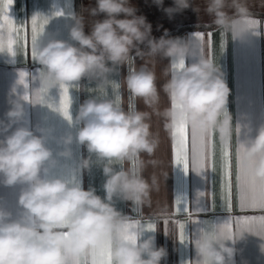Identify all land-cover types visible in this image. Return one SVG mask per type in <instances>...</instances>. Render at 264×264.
I'll return each mask as SVG.
<instances>
[{"label":"clouds","instance_id":"clouds-1","mask_svg":"<svg viewBox=\"0 0 264 264\" xmlns=\"http://www.w3.org/2000/svg\"><path fill=\"white\" fill-rule=\"evenodd\" d=\"M154 2L163 7L164 0ZM189 7L190 0H175V7L164 11L171 18ZM195 10L200 11L198 7ZM85 11L91 17L104 14L105 18L95 20L89 34L85 16H75L70 40L45 31L35 45V60L43 66L41 87L49 91L62 85L80 86L85 79L101 89L98 96L81 104L72 118L78 131L63 139L61 155H71L68 146L73 141L85 146L103 164L105 196L98 195L95 188L85 190L79 182L52 175L57 160L48 146L49 130L38 128L37 135L26 125L24 96L12 101L7 121L0 120V134L4 135L0 140V177L5 186L27 187L18 201L24 209L21 218L13 219V213L0 206V264H101L99 253L105 246L110 249L112 264H161L166 248L156 246L154 235L144 238L149 230L142 222L115 206L116 199L131 201L134 207L148 203L152 191L158 190L157 178L149 180L143 175L146 164L142 154L152 156L159 144L151 131L152 115L164 119L170 134L185 123L197 136L215 134L222 143L230 144L234 132L238 133L228 111L231 89L225 74L214 59L200 54L199 40L168 38L167 33L157 39L152 25L145 16L137 15L131 0H97L96 7ZM204 11L225 36L246 41L250 34L259 35L250 22L248 0H206ZM133 50L141 58L170 60L164 70L168 79L162 86L170 103L162 111L157 75L147 64L130 70L124 78L132 100L127 109L119 96L110 98L104 91L120 66L131 62ZM189 58L196 60L188 64ZM136 100H142L151 111L139 110ZM238 148L244 174L264 181V126ZM131 162L134 167L124 166ZM91 164L90 157L82 166L88 169ZM164 233L169 235L166 230ZM242 238L225 235L221 227L202 229L193 241L198 257L194 264H229L236 249L228 242Z\"/></svg>","mask_w":264,"mask_h":264},{"label":"crops","instance_id":"crops-1","mask_svg":"<svg viewBox=\"0 0 264 264\" xmlns=\"http://www.w3.org/2000/svg\"><path fill=\"white\" fill-rule=\"evenodd\" d=\"M131 4L137 8V15H143L152 25V35L159 39L167 33L168 38L194 39L196 33H204L201 42L200 54L215 60L219 64L228 86L231 89L228 103V111L233 117V125L239 129L234 132L230 144H224L215 134L209 138L208 169L197 173L195 171V157L191 152V129L189 128V160L190 169L184 172L182 166L175 162V138L165 130L164 119L155 114L150 120L151 131L158 136L159 144L152 156L142 154L145 161L143 175L151 179L157 178L158 190H153L150 202L135 206L131 201L115 200L116 208L132 219H139L147 229L148 223L155 224L154 231H147L145 237L155 236L156 246L164 247L167 256L161 264H194L198 259L193 241L200 235L201 229L205 227L204 221H212L219 225L228 221L229 217L239 216H262L264 210L239 208L237 195L238 165L236 149L238 143H248L258 134L261 126H264V0H248V6L252 13V19L259 21L255 29L259 35L250 34L246 41L232 39L225 36L215 25L211 23L212 17L208 16L204 9L206 0H190L191 7L176 12L170 18L164 11L165 8L175 7V0H164L163 7L158 6L154 0H131ZM97 0H14L10 6L9 15L16 21L18 28L27 25L30 30L33 16H49V24L45 26L46 33L54 35L58 39L70 40V28L74 24V17L83 14L85 16V32H91L92 23L95 20H103L104 14L98 17L89 16L86 9L96 7ZM200 11H196V8ZM63 11L64 15L55 16L56 11ZM120 18H123L121 15ZM23 35V33H21ZM198 40V39H197ZM146 50L145 45H140ZM196 58H189L186 63L195 62ZM170 60L159 57L141 58L135 55L128 65L120 66L119 73L112 77L111 82L104 87V91L110 98L119 96L124 107L127 109L132 102L131 94L127 91L123 81L130 70H138L142 65L156 72L157 86L160 90L159 108L162 111L169 106V98L163 92V84L168 79L164 70L168 67ZM43 66L33 60L30 54L24 57L23 49L17 51L13 57L10 53L0 52V120L7 121V113L12 108V101L27 95L29 100L24 101L26 110V125L37 135L38 128L49 130L48 146L53 150L57 166L52 170L53 176L79 182L85 190L95 188L98 195L105 196L103 185L107 179L103 172V164L91 155L85 146L75 141L68 147L71 155L62 156L65 150L63 139L68 135L75 136L78 131L77 125L67 120L61 113L48 107L49 104L58 103L60 89H51L43 102L37 100V92L41 87L39 79ZM27 72L25 85L19 83L20 72ZM101 89L96 82L81 81L80 86H72L71 114L73 120L79 111L80 105L87 99L98 96ZM31 102H38L33 105ZM40 103V104H39ZM136 107L142 111L147 109L142 100L135 101ZM4 135L0 134V140ZM213 145L215 148L213 149ZM227 147L231 159L232 172V209L227 212L224 204V177L222 170L223 147ZM91 157L90 168H83V161ZM213 159L215 160V172L212 170ZM155 161V164L150 163ZM125 167L135 166V162L125 164ZM0 177V206L5 207L13 213V219H19L24 209L19 205V196L26 185L17 184L8 187L2 183ZM205 193L200 197L199 193ZM177 196H184L194 211L201 209L189 218L184 213L176 211ZM213 209L212 210V206ZM198 219V222L192 223ZM167 221V223L165 222ZM184 223L189 233V242H180L179 224ZM169 235H165L164 231ZM234 235H241L233 225ZM236 249L234 260L229 264H264V251L261 245L264 238L251 233L244 232L243 238L233 243L228 242Z\"/></svg>","mask_w":264,"mask_h":264},{"label":"snow or ice","instance_id":"snow-or-ice-1","mask_svg":"<svg viewBox=\"0 0 264 264\" xmlns=\"http://www.w3.org/2000/svg\"><path fill=\"white\" fill-rule=\"evenodd\" d=\"M14 3V0H0V52L10 53L13 57L17 55V51L22 48L24 57L27 58L30 54L33 60L36 56L35 45L40 36L45 32V26L49 24V16L36 15L31 19L30 30L27 25L18 28L16 21H14L9 15L10 6ZM64 12L56 11L55 16H62ZM254 27L259 26V21L252 19L250 21ZM23 33V35L21 34ZM204 33H196L195 39L204 40ZM182 67V65H179ZM27 72H20L19 83L25 84V77ZM72 86H60V95L58 103L55 105L49 104L48 107L54 111L61 113L67 120L72 121L71 106L72 96L70 95V88ZM49 89L46 87H40L37 92V100L43 102L49 94ZM25 100H29V96H24ZM239 131V130H238ZM175 138V162L177 166H182L185 173L190 169L189 160V127L187 124L182 123L176 126L172 133ZM209 137L197 136L191 131V152L195 157V171L201 173L208 169V148ZM239 144V143H238ZM215 145H213V149ZM222 154V170L224 177V204L223 208L227 212H231L232 209V172H231V159L230 153L227 147H223ZM236 158L238 165V174L236 176L237 181V195L239 208L244 209H260L264 210V181H257L254 178L248 177L243 172V166L239 158V148L236 149ZM212 170L215 172V160L213 159ZM200 197L205 196V193L198 194ZM176 211L178 213H184L189 218L193 215V208L190 207V203L184 196H177L176 199ZM212 210L213 209V205ZM201 211L197 209L195 213ZM167 223V221H165ZM198 222V219L192 221V223ZM205 227L203 229H215L221 227V230L225 235H234L233 225L236 226V230L239 234L243 235L244 232H251L258 236H264V215L262 216H239L229 217L228 221L223 224H215L212 221H204ZM147 229L149 231L155 230V224L148 223ZM180 230V242H189V233L186 231L184 223L179 224ZM202 230V229H201ZM102 257L101 264H112L110 249L105 246L99 253Z\"/></svg>","mask_w":264,"mask_h":264}]
</instances>
